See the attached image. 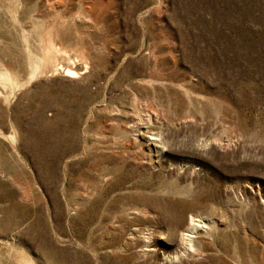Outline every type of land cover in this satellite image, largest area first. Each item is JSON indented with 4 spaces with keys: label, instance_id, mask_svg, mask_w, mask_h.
<instances>
[{
    "label": "rangeland",
    "instance_id": "obj_1",
    "mask_svg": "<svg viewBox=\"0 0 264 264\" xmlns=\"http://www.w3.org/2000/svg\"><path fill=\"white\" fill-rule=\"evenodd\" d=\"M0 264H264V0H0Z\"/></svg>",
    "mask_w": 264,
    "mask_h": 264
},
{
    "label": "bare ground",
    "instance_id": "obj_2",
    "mask_svg": "<svg viewBox=\"0 0 264 264\" xmlns=\"http://www.w3.org/2000/svg\"><path fill=\"white\" fill-rule=\"evenodd\" d=\"M70 72H71V70L69 71V73H70ZM72 74H73V73H72ZM191 221H193V219H191ZM194 221H195V220H194ZM194 221H193V222H194ZM191 223H192V222H191ZM196 225H197V224H196ZM194 226H195V225H194ZM194 226H193V227H194ZM195 227H196V226H195ZM195 227H194V228H195ZM191 233H192L191 230L186 229L185 232H183L182 235H183V236H189V237H190V236H191ZM182 239H184V238L182 237ZM183 242H184V241H183Z\"/></svg>",
    "mask_w": 264,
    "mask_h": 264
}]
</instances>
